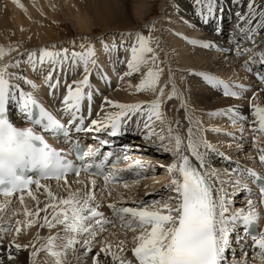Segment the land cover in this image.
Here are the masks:
<instances>
[{
    "label": "snow or ice",
    "instance_id": "obj_1",
    "mask_svg": "<svg viewBox=\"0 0 264 264\" xmlns=\"http://www.w3.org/2000/svg\"><path fill=\"white\" fill-rule=\"evenodd\" d=\"M231 2L239 5L242 0ZM13 3L23 8L19 0ZM194 5L204 24L215 17L218 8L222 16L223 0L219 3L218 0H194ZM235 16V29L248 44L241 43L235 36L228 41L230 47H225L210 39L192 38L180 32L174 34L183 35L191 45L217 50L224 54L225 60L229 53L237 58L246 56L241 66L253 73V61L264 66V48L258 47L264 37L257 39L264 29V7H259L257 0H247L244 11L237 10ZM155 27L156 20H152L137 29L113 32L110 41L105 40L107 33L96 38L99 53L108 58L113 74L118 77L117 90L120 81L142 73L137 83L127 86L150 98L130 102L104 95L105 89L99 85L110 86L111 77L98 59L93 38L87 35L79 37V44L76 38L62 42L71 45L70 48H57L55 44L30 49L22 48L19 43L0 45V197L3 198L0 218L11 214L10 219H0L3 225L0 239L12 233L9 249L17 252L31 249L28 253L31 264H36L41 251L47 257L44 264H67L69 252L77 261L91 254V264H228L226 253L231 247V236L235 234L239 241L241 228L245 237L250 236V243L245 242L244 248L252 249L251 260L245 252L244 257L233 264H264V227L257 230L261 215L249 187V182L258 187V203L264 207V175L239 159L233 160L217 147L220 141L213 143L208 135L229 137L228 147H235L239 152L243 150L241 141L245 139L247 123L251 147L264 166V106L255 102L257 92H252L248 103L252 119L241 111V106L230 104L208 110L205 115L210 122L205 126L202 116L197 115V109L186 96L187 89L181 87L186 83L185 76L179 77L178 84L161 36L152 34ZM143 28L148 29L147 34ZM221 30L219 25L215 29L217 34ZM159 31L163 32V24ZM122 50L127 51L126 58L120 56ZM26 68L33 76L42 77L48 104L58 107L50 110L37 98L35 92L41 89V84L25 75ZM118 68L125 70L121 72ZM175 71L201 78L226 98L241 99L250 87L207 71ZM69 74L79 78L69 82ZM93 74L97 84L91 81ZM255 76L264 84V71H256ZM26 87L31 91H26ZM97 98H101L99 110L97 118H92ZM173 99L179 102L178 107L169 110L167 105ZM180 109H183V117L169 115V111L178 113ZM216 117H226L238 127L227 131L211 123ZM134 120V134L140 135L147 147L171 156L169 163L160 165L169 177L162 185L167 195L145 199L150 195L145 192L144 197L136 199L117 190L123 188L131 192L139 184L140 171L133 173L135 178L130 182L120 174L131 172L146 162L136 159L120 166L121 157L114 150L103 151V148L110 146L108 138L129 131ZM237 132L240 135H236ZM81 133L93 134L95 146L83 147L79 139ZM102 133L108 138L100 139ZM73 135L77 139H73ZM47 137L68 145V150L54 146ZM122 148L129 151L127 146ZM216 157L222 161L220 167L214 166ZM123 159L129 158L125 155ZM82 172L87 174L86 179H81ZM70 176L75 179L70 181ZM53 181L58 191L53 190ZM73 184L80 187L73 188ZM229 188L233 191L229 192ZM97 189L101 197L105 193L116 197L106 204L110 215L100 210ZM240 192L247 194L246 201L234 207V197ZM26 197L33 202L32 208L26 205ZM14 200L18 201L20 209L12 207ZM21 210L23 220L17 218ZM34 225L37 227L34 240L17 243L16 237ZM45 227L56 231L41 238L40 229ZM117 228L121 231L117 232ZM41 239L43 242L37 246L35 241ZM97 243L98 250L92 254L93 245ZM129 251L131 257L127 255ZM7 259L11 264L17 258L9 251Z\"/></svg>",
    "mask_w": 264,
    "mask_h": 264
},
{
    "label": "bare ground",
    "instance_id": "obj_2",
    "mask_svg": "<svg viewBox=\"0 0 264 264\" xmlns=\"http://www.w3.org/2000/svg\"><path fill=\"white\" fill-rule=\"evenodd\" d=\"M66 1V0H65ZM225 4L228 3L230 6L229 11L234 14V17L224 18L223 20L221 17L219 19L213 18L211 19L210 24H212V28L210 29L214 34L210 31L204 32L202 29L203 22L200 21L198 15L195 12V5L194 0H159L155 3L158 6V10L164 12L165 18L160 21H156L157 24H163L166 28L169 26L170 31L164 30V41L167 43L166 51L169 52V56L171 59V64L174 69L175 77L177 79V83L179 84V77L184 75L186 78V83L181 85L182 88L187 89L186 96L190 99L192 106L197 109V115L202 116L204 120L205 126H207L210 122V118L205 115L208 110L224 107L230 104H237L241 106V111L249 118L252 119L250 112H249V98L252 97V92H257V96L255 98V102L259 103L261 106H264V84L259 86L257 83V79L255 76L256 71H264L262 70L263 66H260L257 61H253V73L244 72V68L241 66V61L246 59V56H241L239 58L235 57L233 54H228V59L225 60L224 54L218 52L217 50L213 49H203L200 45H191L184 40L183 35L192 38H199V39H210L217 43L220 46L230 47L228 41L231 37L235 36L238 41L243 44H248L247 41L242 40V36L238 33L235 29V25L237 23V19L235 16V12L240 10L241 12L244 11L247 5V0H242L239 5H233L232 2L229 3L230 0H224ZM19 3L23 5V8L18 7L13 0H0V45H4L7 47L10 43H19L22 48H32L35 46L40 45H52L57 43L60 40V25L62 22L60 21L61 18L58 14H56V3L57 0H19ZM166 3V4H164ZM219 3V2H218ZM67 4L72 5L74 10L72 13H68L69 15L65 16L69 21L74 25L77 29L76 39L77 44L80 43L79 37L82 35H93V28L95 25L100 26V29L97 33H100L96 36L99 37L102 33H107L105 35V40H111V34L117 31H125V30H132L137 29L142 26V22H144V15L148 14L153 10L154 5L151 4L146 6L147 0H67ZM257 5L259 7H264V0H257ZM67 6V5H66ZM57 7V6H56ZM229 8V7H228ZM69 10V9H68ZM189 10H193L189 14ZM154 11V10H153ZM162 12V13H163ZM43 13V14H41ZM151 14V13H150ZM161 15V14H160ZM216 16V15H215ZM259 18V17H257ZM66 19V20H67ZM68 21V20H67ZM254 22V21H253ZM221 27V32L219 34L216 33L215 29L217 26ZM225 26V27H224ZM157 27V26H156ZM59 28V29H58ZM144 29V28H143ZM143 31V30H142ZM158 31V30H157ZM229 32V35L220 36V34L224 32ZM145 34L148 31H144ZM180 32L183 35L177 36L174 33ZM218 35V37H217ZM229 36V37H226ZM260 37H264V29L261 30L257 39L260 40ZM94 43L96 44L98 50V59L103 64L104 69L108 72L109 76L111 77V85L107 89L108 84H100V87L105 89L104 95L113 97V99L119 100L121 102H130L136 100H145L149 99L150 97L143 93H135L133 89L128 88V84H135L139 81L141 74H138L135 79L125 78V80L119 82V89L117 90L118 84V77L113 74L111 64L108 62V58L99 53L100 45L98 40L95 37H92ZM95 38V39H94ZM216 40V41H215ZM67 42V41H66ZM183 42H185L183 44ZM57 48L60 47H71V45L64 43L61 46L56 45ZM259 48H264V41H261L258 44ZM165 48V47H164ZM78 50V49H77ZM15 53H13L14 55ZM127 51L122 50L120 52V56L127 57ZM217 54V55H216ZM115 59V56H113ZM176 69H193L195 71H207L210 74L216 75L221 79L230 82H240L246 85H250L248 91L245 93L244 97L241 99L236 98H226L222 95V92L219 90H214L206 83L202 81L201 78H198L194 75H188L186 72L175 71ZM119 71H124V68H118ZM25 75L29 78L35 79L36 83L41 84V89L35 92V95L38 99L41 100L45 104L46 107L49 109H53L55 106H51L48 104V101L45 97L46 91H44V87L42 85V77L39 75L33 76L31 70L26 68ZM136 76V75H135ZM79 76H73L71 74L68 75V81L70 82L72 79H78ZM91 81L93 84H97V78L95 74L91 77ZM26 91H31L30 88H25ZM63 89L61 90V93ZM101 98H97L93 104V112L92 118L96 117V112L99 110V103ZM178 101L173 99L167 105V109L174 110L178 107ZM58 107V105H56ZM87 114V113H85ZM169 115L175 116L179 115L183 117V109H180L178 113L175 111H169ZM211 123L219 125L220 127L224 128L227 131H234L238 125H232L226 117H216L211 119ZM184 127H186V123H184ZM245 135L251 137V133L248 131V125L245 123ZM183 131V128H182ZM135 133V120L133 121L132 128L117 136L115 138H109L110 142H114L113 149L118 151V153H122V155L126 154L122 148V146H127L128 149H141L142 151H150V147L147 146H134L131 137L138 136ZM93 134H88L87 136L83 133L80 134L79 139L81 143H85L86 145L92 144V136ZM105 135V134H104ZM209 139L212 140L213 143H217V147H219L222 151H225L226 154H230L233 160L240 159L246 160L251 155L253 159H249L250 163L241 162L242 164L246 165L247 167H251L260 174V171L263 166L260 165L258 158H256V153L251 147L250 139L246 140V137L243 141H241L243 145L242 151H237L235 147L229 148L228 143L230 142V138L224 135L216 136L215 134H208ZM236 135H240L238 132ZM73 139H77L75 135H73ZM143 141V140H141ZM144 142V141H143ZM233 144L235 141H231ZM264 143V141H262ZM58 146H63L66 148L67 145L63 143H59ZM153 152H159L158 150ZM161 153V152H159ZM129 159L124 161L122 165L126 163H131L133 160L140 159L142 161L150 160L151 162H146L144 165L141 166L142 174H145L149 171L148 168H152L153 166L156 167V163L154 164L153 161L159 162L161 165H166L170 162L171 156L165 158V160L161 161L158 156L149 154H140L139 151L130 152ZM219 159V163L218 160ZM153 163V164H151ZM222 165V161L219 157L214 158V166L220 167ZM233 167L235 165H232ZM159 167V166H157ZM148 169V171H147ZM164 169V167H163ZM160 174L155 172V176ZM162 175H159L156 178L157 181L162 179V182L168 181L169 177L166 172V169L162 171ZM164 177V175H166ZM260 175H264L261 173ZM83 174H81V179H86ZM127 178V176H126ZM152 178V179H153ZM161 178V179H160ZM75 177H69L70 181H73ZM132 179V178H130ZM151 180L152 182L154 181ZM143 181V180H142ZM150 181V182H151ZM45 182V181H44ZM42 182V183H44ZM150 184V183H149ZM158 184V183H157ZM153 186H155L153 184ZM34 187V186H33ZM73 188L80 187V185L73 184ZM249 187L252 188V199L256 201L257 210L260 212L261 218L258 222L260 224L261 220L264 221V207H261L258 203L259 196L256 194V187H254L251 182H249ZM52 188L54 191H58L56 189L55 182H52ZM230 189V188H229ZM121 190V191H120ZM151 189H147L150 193ZM158 190V189H156ZM119 192H123L125 196H131L133 198L139 199L142 194L138 193L136 187L129 192L126 189L118 188ZM145 191V192H146ZM233 190L230 189V192ZM144 192V193H145ZM142 193V192H141ZM62 195H66V192H62ZM167 191H163V188L160 191L153 192L145 199H153L159 198L160 196L167 195ZM104 197V198H103ZM101 197L99 195V189H97V199L101 201V209L105 212L106 215H110L109 210L106 207V204L111 200L115 199L116 197L108 196L105 193ZM247 194L240 192L237 193L234 197L235 200L239 201V204H235L234 207H240L246 201ZM43 199V197H41ZM3 198L0 197V201ZM25 203L29 208L33 207V202H31L27 197L25 198ZM18 201H13L16 204ZM236 203V202H235ZM20 205L16 206V209H20ZM42 207V205H41ZM43 215V213H41ZM6 216V215H5ZM3 216L0 219H6ZM21 220L24 219L22 210L21 215H19ZM0 226H3L0 224ZM118 230V229H116ZM56 231L55 228L49 230L48 228L40 229V236L41 238L46 237ZM121 231V230H119ZM117 231V232H119ZM241 239L237 241L236 235L232 234L231 236V247L227 250L226 253V260L228 264H233L234 261H238L244 257L245 252L248 254L249 260H251L252 249L244 248V244L247 241L246 237L243 234L242 228L239 230ZM37 232V227L34 225L30 227L26 232L22 231L21 234L16 237L17 243H26L34 240V237ZM13 238L12 233H8L0 239V262L2 264H10L7 259L9 251L11 254L15 256L17 259L11 264H31L28 253L31 249H22L17 252L14 248L9 249V241ZM43 242V239L39 241H35L36 245L39 246L40 243ZM59 244L60 241H57ZM248 243V242H247ZM243 246V248H239ZM98 243L93 245L92 254L98 250ZM131 245H128L130 249ZM240 249V250H238ZM79 255V253H77ZM127 255L131 257L130 251L127 252ZM47 259L46 254L41 251L37 254L36 257V264H44L45 260ZM67 264H91V254L86 257H81L79 261L75 258V256L69 252L66 258Z\"/></svg>",
    "mask_w": 264,
    "mask_h": 264
},
{
    "label": "rangeland",
    "instance_id": "obj_3",
    "mask_svg": "<svg viewBox=\"0 0 264 264\" xmlns=\"http://www.w3.org/2000/svg\"><path fill=\"white\" fill-rule=\"evenodd\" d=\"M157 1H159V0H152V4L154 5V7H153V10L151 11V12H148V14H145L144 15V22H142V25H144V24H146L147 22H150V21H152V20H156V21H160L161 19L163 20V18H165V15H164V12H163V10L162 11H159L158 10V6L155 4V3H157ZM218 2H219V0H218ZM231 2V0L229 1V3ZM151 4V0H147V4H146V6H148V5H150ZM164 4H166V3H164ZM67 5V6H66ZM57 6V7H56ZM56 6H55V8H56V14H58L59 16H60V18H61V22H62V24L60 25V40L61 41H59V42H57V43H54L55 45H59V46H61V44H64V43H62V42H66V41H70V40H72L73 38H76L77 36H76V33H77V29L74 27V25H72V21L70 22L69 21V19H67L65 16H67V15H69L70 13H72L73 11L72 10H74V7L72 6V5H68L67 4V0L65 1V0H57V3H56ZM229 7V8H228ZM69 9V10H68ZM229 9H230V6L228 5V3L227 4H225V1L223 0V13H222V16H221V12H220V9L218 8L217 10H216V16L215 17H221V19L223 20L224 18H229V17H234V14L231 12V11H229ZM193 10H189V14L192 12ZM163 12V13H162ZM69 13V14H68ZM151 13V14H150ZM161 14V15H160ZM68 21H67V20ZM201 21V20H200ZM210 22H211V20L209 21V23H207V24H204L203 23V26H202V29H201V31L203 30L204 32H208V31H210L212 34H214V32H212L210 29L212 28V24H210ZM157 27H155V30L153 31V35H160L161 36V38H162V41H163V45H164V47H165V50H166V45L165 44H167L165 41H164V30H163V32H160L159 31V29L161 28V25L160 24H157L156 25ZM225 27V26H224ZM93 28V35H87V34H85V35H87V36H89V37H95L96 38V36L97 35H99L100 33H97L98 31H99V29H100V26H98V25H95L94 27H92ZM163 28H165L164 26H163ZM59 29V28H58ZM143 31H148V29L147 28H144V29H142ZM158 30V31H157ZM165 30L166 31H170L169 30V26H167L166 28H165ZM229 32H231V31H226V32H224V33H222V34H220V36H223V35H229L228 33ZM147 34V33H146ZM82 36H84V35H82ZM217 37H218V35H217ZM226 37H229V36H226ZM94 38V39H95ZM216 41V40H215ZM185 42H183V44H184ZM202 48V47H201ZM79 50V49H78ZM217 55V54H216ZM264 69V66H263V68H262V70ZM244 72H246V70H244ZM137 75L138 74H136V76L134 75L133 77H131V79H135V77H137ZM257 83L259 84V86H262L263 84H261L259 81H257ZM110 86H107V89L109 88ZM44 91H47V89L46 88H44L43 89ZM105 92H108V91H105ZM111 99H113V97H110ZM56 107V106H55ZM138 135V134H137ZM245 135V134H244ZM245 137H246V140L247 139H251V137H248L247 135H245ZM131 140H132V142L134 143L133 145L134 146H136V145H140V146H146L145 145V142H143V141H141L142 139H141V137H140V135H138V136H132L131 137ZM150 143V142H149ZM248 144H250V142H248ZM153 150L154 151H156L157 149H155V148H151L150 147V151H142L141 149H135V148H132V149H129V151H127V153L126 154H128L127 156H129V154H130V152H134V151H139V153L140 154H149V156H152V155H155V156H158L160 159H161V161H163V160H165V158H168V157H170V155H168V154H165V153H159V152H153ZM139 159V158H138ZM140 160V159H139ZM218 160V163H219V159H217ZM240 160V159H239ZM241 162H246V163H250V160L249 159H246V160H240ZM145 162H151L150 160H145ZM153 163L155 164L156 163V167L155 166H153L152 168H148L149 169V171H148V169H147V173H145V174H142L141 175V178H140V181H139V184L136 186V189L138 190V193L139 194H142V196H144V192L147 190V189H151L150 190V194H151V191H153L154 189L156 190V189H158V191H160V189L162 188V185L163 184H165L166 182H165V180L162 182V179L160 180V181H157V179L155 178H153L154 176H155V172H158V173H160V174H157L156 173V176L155 177H158L159 175H162L163 173H162V171L163 170H165V168L163 169V167H160V163L158 162L157 163V161H153ZM153 163H151V164H153ZM145 166L147 167V165L145 164ZM157 166H159V167H157ZM167 176V174L166 175H164V177H166ZM154 179V181H155V183H154V181L152 182L151 180H153ZM132 180V179H131ZM131 180H128L129 182L131 181ZM143 180V181H142ZM151 181V182H150ZM150 183V184H149ZM158 183V184H157ZM153 184L155 185V186H153ZM231 189V188H230ZM230 189H229V192H230ZM118 190V189H117ZM121 191V190H120ZM163 191H166V190H164L163 189ZM142 192V193H141ZM146 192H149V191H146ZM123 193V192H122ZM104 198V197H103ZM26 201V200H25ZM235 204H239V201L238 200H235ZM18 205V203L16 202V204L15 203H13L12 204V207L14 208V209H16V206ZM21 215V214H20ZM5 218L6 219H4V220H7V219H10L11 218V214H8V215H6L5 216ZM17 218H20V216H18ZM13 223H15V220H13ZM118 230H116V231H119V230H121V229H119V228H117Z\"/></svg>",
    "mask_w": 264,
    "mask_h": 264
}]
</instances>
